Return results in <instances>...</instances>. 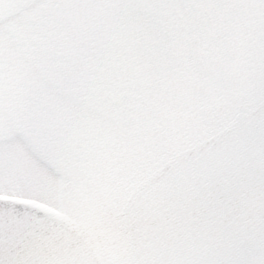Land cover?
<instances>
[{"label":"flooded vegetation","instance_id":"obj_1","mask_svg":"<svg viewBox=\"0 0 264 264\" xmlns=\"http://www.w3.org/2000/svg\"><path fill=\"white\" fill-rule=\"evenodd\" d=\"M120 8L119 17H111L114 27L102 25L103 37L86 41L78 34L72 51L60 45V57L38 50L43 77L55 81L60 73L55 90L72 100L79 122H101L97 112L116 115L125 128L118 136L135 134L138 147L148 146L143 154H157L159 163L168 150L224 125V115L214 113L217 103L228 101L231 112L242 93L250 100L252 88L263 86L264 0H125ZM190 83L202 84L201 94ZM118 105L128 123L119 121ZM206 110L213 124L205 122ZM147 163L145 169L153 166Z\"/></svg>","mask_w":264,"mask_h":264},{"label":"rangeland","instance_id":"obj_2","mask_svg":"<svg viewBox=\"0 0 264 264\" xmlns=\"http://www.w3.org/2000/svg\"><path fill=\"white\" fill-rule=\"evenodd\" d=\"M124 3L0 0V193L34 197L63 211L114 264H130L119 207L131 186L153 168L145 169L147 162L154 166L159 157L145 156L148 146L138 147L135 134L118 136L125 128L117 126L116 115L97 112L101 122H79L72 100L57 92L60 73L55 81L43 77L38 50H58L60 57V45L72 51L78 34L86 41L103 37L107 28L102 25L114 27L111 17H119ZM259 58L263 86L257 92L252 88V103L264 93V46ZM205 118L214 123L210 110ZM102 122L106 132L100 134Z\"/></svg>","mask_w":264,"mask_h":264},{"label":"water","instance_id":"obj_3","mask_svg":"<svg viewBox=\"0 0 264 264\" xmlns=\"http://www.w3.org/2000/svg\"><path fill=\"white\" fill-rule=\"evenodd\" d=\"M120 221L133 264H264V99L147 175ZM0 264L102 262L65 215L0 196Z\"/></svg>","mask_w":264,"mask_h":264}]
</instances>
